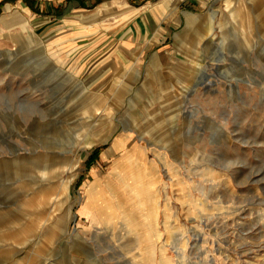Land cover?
<instances>
[{"label":"rangeland","instance_id":"374dc122","mask_svg":"<svg viewBox=\"0 0 264 264\" xmlns=\"http://www.w3.org/2000/svg\"><path fill=\"white\" fill-rule=\"evenodd\" d=\"M31 1L0 0V230L34 213L20 205L33 191L49 193L50 218L18 247L0 240V264H31L66 210L41 264H264V0L172 13L143 48L121 45L143 37L123 7L87 11L70 47ZM130 168L138 194L117 172Z\"/></svg>","mask_w":264,"mask_h":264},{"label":"crops","instance_id":"0c3cea01","mask_svg":"<svg viewBox=\"0 0 264 264\" xmlns=\"http://www.w3.org/2000/svg\"><path fill=\"white\" fill-rule=\"evenodd\" d=\"M51 1V2H50ZM48 2L42 3L44 5V11L40 9L37 0L31 1L27 6L30 8L33 16L38 17V22L41 28H46L47 31L55 35V29L53 26H58L61 28L59 31L64 35L62 38L67 42L66 46L78 47L79 41L77 33L80 31V26L87 25V18L85 15L87 11L91 8L96 7L103 2V0H50ZM205 0H106V5L109 7H123L121 24L124 28H127L134 36V33L143 31L142 39H123L121 45H134L137 47L145 46H156L154 42H150L146 36L149 32H154L155 30L161 31L160 44L164 41V33L167 32L171 23L175 22L172 18V13L181 18V16H189L190 10L193 7H199ZM151 3H156L157 7L155 10L149 9L147 6ZM105 5V4H101ZM105 5V6H106ZM138 8L136 10H132ZM172 8H174L172 10ZM61 10H65L67 13L61 15ZM97 15V14H96ZM98 16V15H97ZM61 22L54 25L57 21ZM92 17V16H91ZM92 26V24L90 25ZM58 31V32H59ZM163 38V39H162ZM135 40V41H133ZM111 40L106 46H112ZM104 46V45H103Z\"/></svg>","mask_w":264,"mask_h":264},{"label":"bare ground","instance_id":"6f19581e","mask_svg":"<svg viewBox=\"0 0 264 264\" xmlns=\"http://www.w3.org/2000/svg\"><path fill=\"white\" fill-rule=\"evenodd\" d=\"M239 7H237V11H238ZM258 14L256 12H250L247 11L246 13H242L239 16L238 19V23L240 25V31L243 32V30H248L247 34L252 33L251 30H253V26L256 23V19H257ZM247 34L245 32L242 33V37L247 36ZM249 36H247L248 38ZM245 38V39H247ZM249 39H247L246 43H249L248 41ZM129 158V157H128ZM55 170L52 169L49 172H45V173H41V175L39 176L41 179H43L44 181H49L51 179V174L54 172ZM116 172V171H115ZM119 175H121V177L127 176V180L130 183V186H132V190L136 187L134 183H137V179L133 180V181H129V179H131V175L133 174V171H131V168L129 170H119L117 171ZM116 172V173H117ZM115 173V174H116ZM130 175V177H129ZM136 177V174L134 176V179ZM43 181V182H44ZM68 179H65L61 182L60 184V190L58 191V194L62 197L61 199H66L67 198V193H66V189H67V183ZM135 193H139L138 187H136ZM49 198L50 195L47 191H43V192H34L32 196L25 200L23 203H21L20 205H22L23 207L27 206V207H32L35 211L32 214V212L29 213L28 217H26L25 220L20 221L16 226L11 227V226H6L4 227V229L0 230V240H6V239H10L12 241H14L16 243V246H20L21 244L25 243L26 239L33 235L36 234V231L38 229V227H40L41 225H44L50 218V216L46 217L43 215L44 210L46 208V205L49 202ZM108 202H104L102 200H100L99 198H95L94 199V203H93V207L98 208L101 205H107ZM41 209L43 210L41 212ZM68 215V210L65 211V213L60 216L55 222L53 223H49L48 226L45 227V231H44V235L42 237H40L36 242L39 241V244L34 243V247L35 249L32 250L31 254L27 253V255L30 257L29 258V262L31 264H41L42 263V253L45 251L46 247L51 243L52 240H54V238L57 236V230L60 227V222H62V219L67 218ZM14 251H18L19 248H14L12 249ZM13 264H22V258L16 260Z\"/></svg>","mask_w":264,"mask_h":264}]
</instances>
